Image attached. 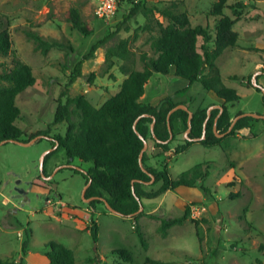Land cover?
Returning a JSON list of instances; mask_svg holds the SVG:
<instances>
[{
  "label": "rangeland",
  "instance_id": "obj_1",
  "mask_svg": "<svg viewBox=\"0 0 264 264\" xmlns=\"http://www.w3.org/2000/svg\"><path fill=\"white\" fill-rule=\"evenodd\" d=\"M145 1L158 8L174 1L177 11L185 12L192 26L202 25L214 32L216 19L210 8L217 0ZM237 3L248 5L241 9L234 25L238 33L236 45L227 48L217 60L224 84L234 88L240 97L227 105L232 117L238 112L264 113L262 90L253 86L256 75L257 84L264 88V73L253 70L256 61L253 55L261 59L259 68L264 66V49L245 48V40L264 43V0H226L223 13L234 18L229 6ZM129 6L121 4L113 17L102 20L95 16L92 0H0V18L11 34L12 49L32 68L35 77L34 85L14 100L21 112L14 124L24 132L19 141L48 127L74 65L117 23L123 21L120 31L82 64L81 76L68 87V95L82 94L93 106L100 107L118 92L125 78L119 69L122 61L113 58V66L108 68L105 54L108 46L122 38H128L129 47L134 50V68L141 69L139 55L149 51L150 33L142 28L145 19L141 15L123 19ZM70 8L79 9L90 34L71 26ZM27 31L37 32L48 40L68 42L72 50L66 54V50L52 48L43 55L34 49ZM11 57L0 59V71L10 68ZM153 75L141 101L156 105L165 96H172L175 101H185L191 111L206 107L208 110L211 106L208 103L213 98L200 83L195 82L191 89L178 93L185 89L186 81L175 77L173 69L168 75ZM250 77L252 86L248 84ZM263 120L257 118L250 129L225 136L219 145L205 147L195 142L178 154L173 150L185 138L179 123V134L164 155H151L153 142H147V163L157 168L168 167L173 178L199 163H203L209 175L195 187H178L155 199H144V214L137 223L145 245L133 228V220L111 213L103 203H97L92 214L97 224L94 241L82 195L86 180L72 170L85 172L93 166L91 162L68 159L60 148L49 157L41 172L40 157L54 145L46 137L30 145L12 141L0 144V259L15 264H47L38 255L44 254L45 243L56 241L73 250L75 264H147L148 258L173 264H264ZM66 127V122L51 125L49 135H64ZM38 178L47 188L34 185ZM15 187L23 191L21 196L16 197ZM201 187L209 191L203 193ZM186 207H189L186 219L162 235L161 219L179 218ZM26 238L27 254L23 257L21 246Z\"/></svg>",
  "mask_w": 264,
  "mask_h": 264
},
{
  "label": "trees",
  "instance_id": "obj_2",
  "mask_svg": "<svg viewBox=\"0 0 264 264\" xmlns=\"http://www.w3.org/2000/svg\"><path fill=\"white\" fill-rule=\"evenodd\" d=\"M254 1L248 0V2ZM123 3L130 5L128 13L123 14V19L141 15L145 19L142 28L150 33L147 40L149 51H143L139 55L141 69L134 68L136 63L134 50L129 47L128 38H122L117 43L108 46L105 54V63L108 68L113 66V58L122 61L119 69L125 78L118 92L100 107L93 106L82 94L68 95V87L75 82L77 77L81 76L82 64L93 57L97 48L120 31L123 21L117 23L103 39L92 44L88 52L83 54L74 65L65 88L60 92L52 122L46 129L29 135L23 141L43 135L42 138L46 137L51 146L55 142L58 143L57 147L45 156L43 169L49 157L60 148L64 149L68 159L77 158L83 162H91L93 166L85 172L76 168L72 169L84 176L86 183L89 179L91 180L85 197H103L121 217L132 219L133 228L145 245L143 233L137 223L144 214L143 200L155 199L179 186L195 187L199 181L209 175L208 171L203 169V163H199L173 178L168 167L157 168L147 163L146 150L141 159L142 167L140 166L139 154L143 148V140L140 136L147 142H153L151 155L158 157L170 150V144L179 134L177 123L180 124L182 133L188 127V112L182 109L173 111L169 117L172 133L169 139L167 114L177 104L186 105V102L175 101L172 96H165L156 105L143 102L141 98L145 93V86L154 73L168 75L173 69L175 77L187 80L189 85L198 82L205 91L213 92L217 98L223 100L221 112L217 108L210 111L204 133L203 123L207 117V107L192 111L190 131L183 143L174 148L175 154L183 152L195 142L205 147L216 146L225 136L250 129L257 118L244 116L239 118L223 137L217 136L228 130L235 115L243 113L238 112L232 117L227 104L239 100L240 97L234 88L224 84L217 60L227 48L236 45L238 33L234 25L241 16V9L248 4L230 5L234 15V18H231L223 13L226 0L215 1L210 8V14L216 19L213 32L202 25L192 26L187 14L177 11V4L174 1L163 8L147 4L145 0L124 1L119 4L118 9ZM156 14L164 18L166 23L160 21ZM68 21L79 32L85 35L91 33V29L82 20L79 9L70 8ZM128 30L129 28L126 27L125 31ZM26 34L34 41V49L43 55H46L52 48L66 50V54L72 50L68 42L48 40L33 31H27ZM8 56H12L10 68L0 71V142L10 139L21 140V136L24 135L23 130L14 124V121L21 116L20 109L14 100L19 93L35 83L32 68L15 55L12 49L11 34L0 18V59ZM0 66H2L1 62ZM260 71L264 73V66L260 68ZM249 79L248 84L252 86L251 77ZM255 88L257 91L262 89L261 86ZM185 90L177 92L181 93ZM63 98L65 101H62ZM262 99L264 103V95ZM217 115L214 131V120ZM135 120H137L136 131L133 128ZM62 122L67 124L64 135L50 136V126ZM152 122L154 123L151 130ZM196 138L201 139L195 140ZM36 184L47 188L45 182H41L39 178L34 185ZM201 189L203 193L209 191L207 187H201ZM97 203H103V201L95 199L87 203L90 216L88 229L94 241L97 238V224L92 214ZM140 208H142L141 211H139ZM188 214L189 207H186L183 216L179 218L161 219L159 226L161 234L166 235L169 227L181 224ZM27 235L28 232H26V237ZM27 242L26 238L21 246L23 257L27 254ZM43 253L48 260L47 264H75L73 250L56 241L45 243ZM124 254L126 259L130 260L127 252ZM146 263L173 264L150 258L146 259ZM0 264L15 263L0 259Z\"/></svg>",
  "mask_w": 264,
  "mask_h": 264
},
{
  "label": "water",
  "instance_id": "obj_3",
  "mask_svg": "<svg viewBox=\"0 0 264 264\" xmlns=\"http://www.w3.org/2000/svg\"><path fill=\"white\" fill-rule=\"evenodd\" d=\"M253 86H255V87H258V86H259V85L257 84V81H256V75H254V77H253ZM261 90H262V93H263V95H264V88H262ZM213 108H217V109H219L220 112H221L222 109H223L222 106H221L220 104L211 105V106L208 108V110H207V117L205 118L204 123H203V133L205 132V126H206V122H207V120H208V117H209L210 111H211ZM177 109H182V110H185V111L188 112V120H187L188 127H187L186 131L184 132V136H185V138H187V134H188L189 131H190L192 111L189 110L188 106L185 105V104H177V105L174 106V107L168 112V114H167V123H168V129H169V133H170L169 139L172 137L171 127H170V124H169V117H170L171 113H172L173 111L177 110ZM220 112H219V113H220ZM218 115H219V114H218ZM218 115L215 117V120H214V127H213V128H214V131H215V123H216V120H217ZM244 116H250V117L258 118V119H264V113H263V114H255V113H252V112H247V113L237 114V115H235V116L232 118L228 130H227L225 133L218 134L217 136H218V137H223L225 134H227V133L231 130V128L233 127L234 123H235L239 118L244 117ZM136 122H137V120H135L134 123H133V128H134L135 131H136ZM153 123H154V122H152V124H151V130L153 129ZM139 136H140V135H139ZM42 137H43V135H37V136L31 138V139L28 140V141H19V140H14V139L3 140V141L0 142V144H3V143H5V142H7V141H12V142H15V143L20 144V145H30V144L34 143L35 141H37L38 139H40V138H42ZM203 137H204V135L202 136V138H203ZM140 138L143 140V148H142V150H141V152H140V154H139V164H140V166L142 167V160H141V159H142L143 152H144V151L146 150V148H147V141H146L142 136H140ZM199 139H201V138H196L195 140H199ZM167 141H168V140H167ZM57 145H58V143L55 142L54 145H53V147H51L50 149H48V150H46V151H44V152L42 153V155H41V157H40V160H39V166H40V170H41V172H42V170H43V164H44L45 156H46L48 153H50L51 151H53V150L57 147ZM152 180H153V177H152ZM90 182H91V180L89 179L88 182L86 183V185H85L83 191H82V195H83L84 201H85L86 203H88V202H90L91 200H95V199H97V200H101V201H103V203H104L105 207L108 209V211H110V212L113 213V214H116V215H119V216H120V214H119L116 210H114V209L108 204V202L106 201L105 198H103V197H99V196L85 197V192H86V189L88 188ZM15 190L17 191L16 197L21 196V194H22L23 191H22L21 189L17 188V187H15ZM141 210H142V208L139 209V211H141Z\"/></svg>",
  "mask_w": 264,
  "mask_h": 264
},
{
  "label": "crops",
  "instance_id": "obj_4",
  "mask_svg": "<svg viewBox=\"0 0 264 264\" xmlns=\"http://www.w3.org/2000/svg\"><path fill=\"white\" fill-rule=\"evenodd\" d=\"M246 42H247V44H246V46H245V48L247 49V48H250L251 47V49L252 48H259V49H264V43H259V42H257V41H255L254 43H252L251 42V40L249 41V40H245ZM253 56H255V64H254V71H260V68H259V66H261L262 65V63H261V59H259L256 55H253ZM154 75H152V77H153ZM182 79V78H181ZM185 80V79H184ZM150 81V80H149ZM186 81V83L184 84V87H185V89H191L192 88V86H193V84L195 83H192L191 85H189V82L187 81V80H185ZM209 94H210V96L213 98V99H210V101H209V103H208V105H212V104H222L223 103V100H221V99H219V98H217L216 96H215V94L213 93V92H208ZM215 96V97H214ZM229 104V103H228ZM227 104V105H228ZM214 109V108H213ZM229 110H230V112L231 113H233L232 112V110L229 108ZM179 187H184V186H179ZM44 191L46 192L47 191V189H44ZM143 202H144V205H145V207H146V202L143 200ZM38 259L39 260H41V261H43V262H45V263H47L48 262V260H47V258H46V256L44 255V254H39L38 255Z\"/></svg>",
  "mask_w": 264,
  "mask_h": 264
},
{
  "label": "built area",
  "instance_id": "obj_5",
  "mask_svg": "<svg viewBox=\"0 0 264 264\" xmlns=\"http://www.w3.org/2000/svg\"><path fill=\"white\" fill-rule=\"evenodd\" d=\"M139 2L142 0H92L94 3V14L102 20H109L116 13L121 2Z\"/></svg>",
  "mask_w": 264,
  "mask_h": 264
}]
</instances>
